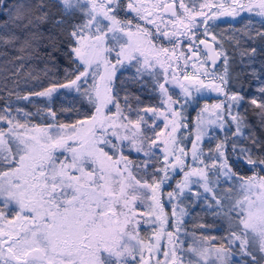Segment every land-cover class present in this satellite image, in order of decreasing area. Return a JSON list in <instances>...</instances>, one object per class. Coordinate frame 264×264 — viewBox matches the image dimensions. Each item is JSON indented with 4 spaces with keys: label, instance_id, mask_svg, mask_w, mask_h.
<instances>
[{
    "label": "snow or ice",
    "instance_id": "1",
    "mask_svg": "<svg viewBox=\"0 0 264 264\" xmlns=\"http://www.w3.org/2000/svg\"><path fill=\"white\" fill-rule=\"evenodd\" d=\"M242 13L261 17L260 29ZM221 17H241L242 38L254 39V30L264 40V0H0V58L21 68L43 61L58 69L61 52L68 61L66 82L51 80L41 91L4 78L0 264H264V135L240 114L245 97L226 91L230 53L213 32ZM130 69L142 86L145 78L151 82L158 106L133 109L125 95L121 107L117 73ZM205 92L225 100L211 112L206 104L193 123L187 109L199 107ZM259 92L250 104L264 129V87ZM210 134L218 142L205 152ZM236 162L253 175L236 171ZM172 183L169 215L161 196ZM185 189L196 206L227 222L219 246L206 236L184 246L188 213L173 199ZM142 221L153 225L146 237Z\"/></svg>",
    "mask_w": 264,
    "mask_h": 264
},
{
    "label": "trees",
    "instance_id": "2",
    "mask_svg": "<svg viewBox=\"0 0 264 264\" xmlns=\"http://www.w3.org/2000/svg\"><path fill=\"white\" fill-rule=\"evenodd\" d=\"M188 2V0H185ZM7 2V0H5ZM215 2V0H212ZM53 11H56L53 9ZM251 16L253 20L254 29H260V20L261 17L255 16L253 13H242L241 17ZM241 17L237 20L232 21L234 26H237L238 29H243L244 25L241 23ZM247 21L245 20L244 23ZM251 35L254 39L244 40V45L236 46L235 41L226 40L224 42L225 50L230 53V66L229 73L232 77L230 79L229 85L227 86V91L229 92H239L245 97L244 103L241 104L239 112L241 115H246L250 121L252 127L255 129L256 135H264V129H261L259 126L258 118L255 115V112H258L259 109H255L254 106H251L250 100L252 98L261 99V93L259 92L260 87H264L262 81H264V40H261L259 37L255 36V31L250 30ZM164 43V42H162ZM164 46L171 47L172 45L164 43ZM256 48V54L251 56L250 49ZM245 50L248 51V55H241ZM251 57V58H250ZM57 63L59 64L58 69H52L51 64H45L41 61L34 63L31 66L25 65L24 67H19V65H13L7 60L0 58V97H5L6 94L2 90V85L5 83V76L8 77V80H19L20 86L25 91L28 89H33L36 91H41L49 85L51 80H59L61 82H66L64 78L63 69L68 67V61L64 58L63 52L59 53L57 57ZM48 67L52 69L49 71L48 75L43 74V69ZM13 73H18L13 75ZM32 75H38L39 80L32 79ZM124 74L127 76L125 77ZM124 74L119 76L118 83L120 84V96L124 97L129 95L132 108L138 107H148V106H157L158 97L153 90L151 82L145 78L144 86L141 85L136 79L133 78V75L124 72ZM8 87L11 88L12 84L9 83ZM60 90L59 93L54 94V96H60L61 93H64ZM70 97L61 96V99H67ZM136 98H139V104L137 103ZM13 101L15 97L12 98ZM35 106L43 107V98H33ZM0 103H3V100H0ZM20 106H24L27 102H19ZM60 107V100H56L53 103V109L57 110ZM121 107H124V103L121 104ZM28 110L35 111L33 105H28ZM190 112V113H189ZM187 112V117H193L195 110L193 108ZM61 122H69L66 117H60ZM39 121L36 120V123ZM131 159H136L134 155L130 157ZM235 170L239 173L250 176L253 174L252 171H249V168L246 167L243 163L236 162ZM187 213L190 216V220L186 221L185 227L191 229L192 225L199 223L200 227L205 226L208 229V233L214 232V228H218L219 231L216 234L219 236L220 233L223 235H228L227 222L222 221L210 213L203 211L201 204L196 206L193 202H186Z\"/></svg>",
    "mask_w": 264,
    "mask_h": 264
},
{
    "label": "rangeland",
    "instance_id": "3",
    "mask_svg": "<svg viewBox=\"0 0 264 264\" xmlns=\"http://www.w3.org/2000/svg\"><path fill=\"white\" fill-rule=\"evenodd\" d=\"M149 2L156 3L157 0H149ZM166 2H171V0H166ZM161 15L166 20L168 18V16L170 15V13H161ZM238 18L239 17H236L235 19H233L231 17H221L220 20L216 21V25L217 26L213 29V32H214V34L217 35V41L220 44H222L223 46H224V42L226 40H229V39L231 40V38L234 41L239 40L240 41L239 46L240 45H244V40L245 39L242 38V36L240 35V33L238 31L240 29H238L237 26H234L233 25V22H232V21L237 20ZM157 23H160V21H157ZM149 27H152V26H149ZM161 27H163V24H161ZM200 38H203V37H200ZM181 39L183 40L184 38L181 37ZM209 40H210V37H209ZM184 48H185V45L184 44H181L180 49L177 50V54H179V51L184 50ZM201 48H203L202 45H201ZM224 48L226 49V47H224ZM185 54L187 55V52ZM202 56H203V53H201V58H202ZM193 59H195V58H193ZM181 63H183V61H181ZM198 67H199V64H197V68ZM186 71L189 72V73L193 72V69L191 68V62L189 63V67L186 69ZM125 72L128 73V74L133 75L134 69H130L129 71H125ZM177 74H180L179 73V70H177ZM117 75L119 77L120 76V73L118 72ZM124 76L127 77L125 74H124ZM62 91L65 92L66 90H62ZM170 91H171V89H170ZM176 91L179 92V89L177 88ZM226 91H227V89H226ZM156 95L158 97V102L157 103L159 104V95H158V93H156ZM173 98L176 99L177 97L175 95H173ZM224 100H225V97L223 96V94L215 93V92H205L202 95V98L200 99L199 107H196L195 108V114L193 115L192 118H190V120L193 123H195L197 113L200 112V110L206 104L209 106V112H211L212 111V108H211L212 105H215L217 103H220V102H222ZM120 103L121 104L124 103L123 97H121ZM134 109H136V108H134ZM191 109L192 108L189 107L187 109V112H189ZM234 111H236V109H234ZM207 115H208V113H205V116H207ZM132 118L134 119V116ZM32 122L33 123H36V120H33ZM181 131H183V130H181ZM210 135L213 136L212 144L209 145L208 138H205V140L203 142V145H202L205 152H207L209 146H211V147L214 148L215 147V144L218 142L215 139V135L214 134H210ZM188 139H191V137H189ZM182 146H186V150L190 149V147H191V145L188 144V140L187 139L184 140V143H183ZM133 155L135 156V154H133ZM251 175H253V174H251ZM174 180L175 181H182L183 180V175L180 174V175L175 176L174 177ZM175 190H176V183H172L170 187L165 186L164 187V190H163V194L161 196L162 202H165V200H166V193L168 191H175ZM195 190L196 189L193 188V192H195ZM188 197H189V192H188L187 189H185L183 196L175 197L173 199V203H175L177 205V209L178 210H179V208H184L185 211L187 212V208L185 206L186 205V202H190V203L193 202ZM164 207H165V211L167 213H169V215H170L171 214V207H170V205L167 202H165L164 203ZM138 208L140 209V211H143V212H146V210H147L146 205H139L138 204ZM201 208L204 209V204H201ZM188 214L185 215L182 218L183 219V225H182V229H181V233H180V238H181V240L184 241V246L191 245L192 243L198 241L201 237H204V236L209 237V238L214 237L215 239L211 240L210 243L211 244H214L216 246H219L223 242V238L226 237L227 235H223L222 233H220L219 236H218L216 234V232L219 231L218 228H214V230H213L214 232L208 233V229L205 226H201L200 227L199 223H197L195 225L193 224L191 229H187L185 227V224L184 223L186 221L190 220V216H189L190 214L189 215ZM170 223H174V222L170 220ZM142 225H143V228H142V231H141V235L142 236H145V237L148 236V235H150L151 232H152L153 225H151V224H143V221H142ZM143 229H147V231L145 232ZM167 230H171V229L169 228ZM166 249H167L166 241L164 239H162L161 240V250H166Z\"/></svg>",
    "mask_w": 264,
    "mask_h": 264
},
{
    "label": "water",
    "instance_id": "4",
    "mask_svg": "<svg viewBox=\"0 0 264 264\" xmlns=\"http://www.w3.org/2000/svg\"><path fill=\"white\" fill-rule=\"evenodd\" d=\"M219 63V62H218Z\"/></svg>",
    "mask_w": 264,
    "mask_h": 264
}]
</instances>
